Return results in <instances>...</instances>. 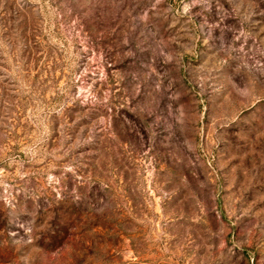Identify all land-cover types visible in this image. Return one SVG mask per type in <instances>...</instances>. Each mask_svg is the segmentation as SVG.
Here are the masks:
<instances>
[{
    "label": "rangeland",
    "instance_id": "obj_1",
    "mask_svg": "<svg viewBox=\"0 0 264 264\" xmlns=\"http://www.w3.org/2000/svg\"><path fill=\"white\" fill-rule=\"evenodd\" d=\"M0 264H264V0H0Z\"/></svg>",
    "mask_w": 264,
    "mask_h": 264
},
{
    "label": "trees",
    "instance_id": "obj_2",
    "mask_svg": "<svg viewBox=\"0 0 264 264\" xmlns=\"http://www.w3.org/2000/svg\"><path fill=\"white\" fill-rule=\"evenodd\" d=\"M55 236H58V235H55ZM56 242H53L52 244H55Z\"/></svg>",
    "mask_w": 264,
    "mask_h": 264
}]
</instances>
